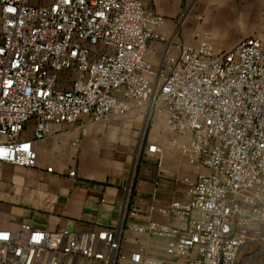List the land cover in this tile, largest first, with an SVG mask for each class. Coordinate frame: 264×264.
I'll return each instance as SVG.
<instances>
[{"label": "built area", "instance_id": "1", "mask_svg": "<svg viewBox=\"0 0 264 264\" xmlns=\"http://www.w3.org/2000/svg\"><path fill=\"white\" fill-rule=\"evenodd\" d=\"M39 1L0 0V163L35 168L34 142L54 126L103 123L147 106L165 116L171 135H190L180 152L205 173L189 184L186 205L160 210L185 218V228L128 222L134 212L97 233L21 223L0 229V264H118L124 228L165 238L168 264H250L244 249L264 246L262 42L251 36L228 50L182 43L156 67L147 54L153 42L169 44L166 18L146 0Z\"/></svg>", "mask_w": 264, "mask_h": 264}, {"label": "crops", "instance_id": "2", "mask_svg": "<svg viewBox=\"0 0 264 264\" xmlns=\"http://www.w3.org/2000/svg\"><path fill=\"white\" fill-rule=\"evenodd\" d=\"M146 9L166 18L161 34L169 44L153 42L147 54L156 67L182 43L205 40L228 50L254 36L264 49V0H146ZM147 111L135 106L127 116L103 123L54 126L47 138L34 142L35 168L0 163V229L16 231L28 223L49 232L97 233L119 228L131 212L128 222L185 228V218L160 210L186 205L189 184L205 170L181 154L191 137L171 135L164 115L144 135L145 147L136 157ZM32 130L29 124L24 137L31 138ZM148 144L159 152L148 153ZM166 247L163 237L124 228L118 264H168ZM133 254L142 261L132 262ZM65 264L104 263L74 257Z\"/></svg>", "mask_w": 264, "mask_h": 264}, {"label": "rangeland", "instance_id": "3", "mask_svg": "<svg viewBox=\"0 0 264 264\" xmlns=\"http://www.w3.org/2000/svg\"><path fill=\"white\" fill-rule=\"evenodd\" d=\"M39 2H40L39 0H32L33 4H38ZM159 116H161V115H158V114L150 115L149 111H147L145 124H144L143 129H142L141 139H140V141L138 143V147H137V152H136L137 158L140 155V151H142L145 147L142 143L143 142L142 138H144V135L146 133H149V131L153 128V126L155 124V120ZM249 253H253V258H251L250 264H261L262 258L264 255V246L261 243L253 242V243L249 244L246 247V249H244L243 255L245 256Z\"/></svg>", "mask_w": 264, "mask_h": 264}]
</instances>
